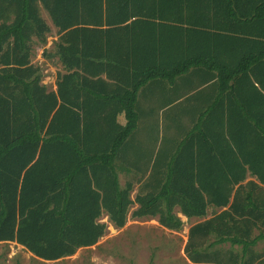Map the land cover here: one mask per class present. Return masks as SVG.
Returning <instances> with one entry per match:
<instances>
[{
    "label": "trees",
    "instance_id": "trees-1",
    "mask_svg": "<svg viewBox=\"0 0 264 264\" xmlns=\"http://www.w3.org/2000/svg\"><path fill=\"white\" fill-rule=\"evenodd\" d=\"M54 32L56 91L32 60ZM263 185L264 0H0V243L53 262L104 214L178 232L226 208L187 257L264 264Z\"/></svg>",
    "mask_w": 264,
    "mask_h": 264
},
{
    "label": "rangeland",
    "instance_id": "rangeland-1",
    "mask_svg": "<svg viewBox=\"0 0 264 264\" xmlns=\"http://www.w3.org/2000/svg\"><path fill=\"white\" fill-rule=\"evenodd\" d=\"M55 41V35L51 34L48 44L36 47L32 58L43 69V83L50 90L54 88L60 66L44 59L42 52L44 48L52 51ZM135 196L136 190L132 198ZM137 207L134 205L130 208L128 222L122 229L116 228L108 218L103 217L101 222L108 224L106 235L97 245L80 249L74 256L46 262L14 243H0V264H184V229L167 232L157 221L133 219L132 212ZM259 247L263 248L264 243Z\"/></svg>",
    "mask_w": 264,
    "mask_h": 264
},
{
    "label": "crops",
    "instance_id": "crops-1",
    "mask_svg": "<svg viewBox=\"0 0 264 264\" xmlns=\"http://www.w3.org/2000/svg\"><path fill=\"white\" fill-rule=\"evenodd\" d=\"M54 31H55V28H54ZM54 35H55V40L57 41L58 40V36H57V33H55L54 32ZM55 41V42H56ZM54 44V43H53ZM45 49H47V48H45ZM44 50V49H43ZM48 50H50V49H48ZM43 53V52H42ZM44 58V57H43ZM45 59V58H44ZM56 66L57 65H59L60 66V68L58 69V72H61V73H65V71H64V68L62 67V65L61 64H55ZM58 72H57V74H58ZM58 76V75H57ZM57 76H56V80H55V82H54V88L52 89V90H54V91H56L57 90V84H56V81H57ZM119 121L122 123V124H125V118H124V115H121L120 116V118H119ZM248 180H256L255 178H253L251 175H249L248 176ZM257 182H258V180H256ZM259 183V182H258ZM263 187H264V185H263ZM136 192H137V190H136ZM226 208H219V209H216V208H212V207H209L208 208V210H207V214H206V216H203V217H191V218H188L187 216H185L181 211H180V209H177V215H178V217L182 220V222H183V229H184V232L186 233V235H184V248H183V252H184V264H203V263H194V262H192L188 257H187V255L185 254V246H186V244H187V242H188V235H189V230H190V228L192 227V226H194V225H197V224H200V223H202V222H204V221H206V220H209V219H211V218H213L214 216H216V215H218L219 213H221L223 210H225ZM103 217H106V218H108V220H109V217H108V215L107 214H104L103 216H102V218ZM102 218L100 219V222H101V220H102ZM141 219H151V220H153V221H157L158 222V218H153V217H146V218H138L137 220H141ZM159 223V222H158ZM164 230H166L167 232L168 231H170V232H172V230H169V229H167V228H165V227H163V226H161ZM2 243H5V242H2ZM14 244H16V243H14ZM16 245H18V244H16ZM18 246H20V245H18ZM21 247H23V246H21ZM24 248V247H23ZM223 248H228V245H223L222 247H216V249L217 250H219V249H223ZM260 248V247H259ZM215 249V250H216ZM260 249H262V248H260ZM29 252V251H28ZM30 253V252H29ZM30 254H32V253H30ZM33 255V254H32ZM34 256V255H33ZM37 258V257H36Z\"/></svg>",
    "mask_w": 264,
    "mask_h": 264
}]
</instances>
